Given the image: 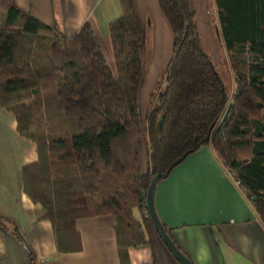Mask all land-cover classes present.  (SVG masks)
<instances>
[{
    "label": "trees",
    "instance_id": "trees-1",
    "mask_svg": "<svg viewBox=\"0 0 264 264\" xmlns=\"http://www.w3.org/2000/svg\"><path fill=\"white\" fill-rule=\"evenodd\" d=\"M157 1L172 31V52L142 127L143 26L133 0H118L121 13L108 22L113 65L88 20L71 36L57 35L14 0H0V105L13 114L17 132L35 142L37 158L23 166L22 186L42 206L59 250L80 248L76 217L112 213L119 261L129 264L127 247L149 239L144 210L151 176L204 143L244 188L264 226V0H213L215 33L235 77L229 99L189 0ZM8 224L0 215V225Z\"/></svg>",
    "mask_w": 264,
    "mask_h": 264
},
{
    "label": "crops",
    "instance_id": "crops-1",
    "mask_svg": "<svg viewBox=\"0 0 264 264\" xmlns=\"http://www.w3.org/2000/svg\"><path fill=\"white\" fill-rule=\"evenodd\" d=\"M133 1L143 26L142 42L148 39L153 48L154 42L163 39L172 49V31L158 1ZM211 1L189 3L195 12L206 15ZM14 2L51 25L57 35L71 36L88 20L106 60L113 65L108 22L121 13L118 0ZM52 52L60 62L62 55L56 43ZM15 124L13 114L0 105V215L9 223L7 228L0 225V264H31L28 248L35 264H120L112 213L76 217L80 248L58 249L42 206L23 190L22 168L37 158V150L35 142L20 135ZM153 201L171 239L193 264H264V226L244 188L208 143L188 153L157 180ZM133 212L136 218L142 217L139 209ZM146 224L149 239L127 247L129 264H182L150 220Z\"/></svg>",
    "mask_w": 264,
    "mask_h": 264
},
{
    "label": "rangeland",
    "instance_id": "rangeland-1",
    "mask_svg": "<svg viewBox=\"0 0 264 264\" xmlns=\"http://www.w3.org/2000/svg\"><path fill=\"white\" fill-rule=\"evenodd\" d=\"M211 4L206 15L201 14L199 10L196 12L197 29L202 39V46L210 54L214 68L222 80L225 93L229 99L235 89V77L230 65L228 52L221 39L215 33V26L218 24V19L213 0ZM162 40L154 42V47L152 48L149 40L144 39L140 48L143 72L138 87L137 104L142 120V127L146 111L150 106L151 94L156 90L155 86L157 81H162L163 76H165L166 65L171 56V44L166 45ZM145 139L146 135L142 129L140 161L143 170L145 169L144 156H146Z\"/></svg>",
    "mask_w": 264,
    "mask_h": 264
},
{
    "label": "water",
    "instance_id": "water-1",
    "mask_svg": "<svg viewBox=\"0 0 264 264\" xmlns=\"http://www.w3.org/2000/svg\"><path fill=\"white\" fill-rule=\"evenodd\" d=\"M228 109H229V104L227 105V107H226L222 117L220 118L219 122L217 123V126H219L224 121V119L226 118V115L228 113ZM161 117H162V114L160 115L159 120H158L159 124L161 122ZM183 156H184V154L178 156L177 158H175L174 160H172L170 162V164L165 168V170H163V171L158 170L156 173H154L151 176V178L147 184L146 190H145V206H146V211H147L149 220H150L154 230L159 235L162 242L167 246V248L173 254V256L177 260H179L182 264H193L191 259L177 247V245L174 243V241L171 239L170 235L168 234V232L164 228L162 222L160 221V219L156 213L154 201H153L154 188H155V184H156L157 180L159 178L167 175V173L170 171V169L175 164H177L183 158Z\"/></svg>",
    "mask_w": 264,
    "mask_h": 264
},
{
    "label": "built area",
    "instance_id": "built-area-1",
    "mask_svg": "<svg viewBox=\"0 0 264 264\" xmlns=\"http://www.w3.org/2000/svg\"><path fill=\"white\" fill-rule=\"evenodd\" d=\"M144 214H145L146 216H148L146 209L144 210Z\"/></svg>",
    "mask_w": 264,
    "mask_h": 264
}]
</instances>
